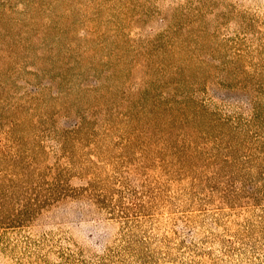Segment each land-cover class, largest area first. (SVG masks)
Segmentation results:
<instances>
[{"label":"rangeland","instance_id":"rangeland-1","mask_svg":"<svg viewBox=\"0 0 264 264\" xmlns=\"http://www.w3.org/2000/svg\"><path fill=\"white\" fill-rule=\"evenodd\" d=\"M186 103L264 123V0H0V160L55 188L0 264H264V201L225 204Z\"/></svg>","mask_w":264,"mask_h":264},{"label":"trees","instance_id":"trees-1","mask_svg":"<svg viewBox=\"0 0 264 264\" xmlns=\"http://www.w3.org/2000/svg\"><path fill=\"white\" fill-rule=\"evenodd\" d=\"M180 113V122L186 123L185 128H195L198 124L202 127L197 131L206 135L213 148L227 151L225 166L239 169L242 173L239 178L230 175V181L240 184L239 191L225 188L220 191L223 201L228 206L238 205L241 200L248 197L253 203L261 204L264 201V123L259 121V111L254 108L253 116L229 120V118L208 117L205 110L196 112L186 108ZM185 134V131H184ZM8 163L6 156L2 154L0 160V227H8L9 224L29 221L36 211L52 200L55 188H33L32 193L25 191L23 197V183L20 179L9 177L10 169L15 168ZM203 186L206 182L203 181ZM211 191L217 190V185L208 183ZM251 188L248 191V188ZM30 196L27 197L28 194ZM25 196V197H24ZM15 201L19 206H12Z\"/></svg>","mask_w":264,"mask_h":264}]
</instances>
